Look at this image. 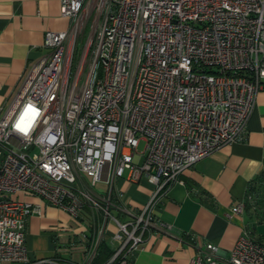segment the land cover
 Wrapping results in <instances>:
<instances>
[{
	"label": "built area",
	"instance_id": "2783aa9c",
	"mask_svg": "<svg viewBox=\"0 0 264 264\" xmlns=\"http://www.w3.org/2000/svg\"><path fill=\"white\" fill-rule=\"evenodd\" d=\"M58 3L67 28L43 33L44 52L25 66L1 109L0 264H65L28 258L23 226L41 206L16 193L71 218L85 206L94 212V237L87 244L81 234L84 256L73 264H90L106 234L112 252L102 264H131L177 175L243 140L264 90V0ZM141 176L151 194L139 211H127L113 199L112 180ZM99 182L103 193L92 188ZM243 210L242 201L231 208ZM193 247L188 264H264V241L246 230L223 258L211 243Z\"/></svg>",
	"mask_w": 264,
	"mask_h": 264
},
{
	"label": "crops",
	"instance_id": "0c3cea01",
	"mask_svg": "<svg viewBox=\"0 0 264 264\" xmlns=\"http://www.w3.org/2000/svg\"><path fill=\"white\" fill-rule=\"evenodd\" d=\"M67 26L58 0H0V115L25 66L44 52L43 33ZM250 181L256 186L250 207L240 214L231 212L236 203L245 202ZM112 190L117 203L137 212L149 198L152 185L143 176L136 182L113 178ZM13 197L41 206L40 214L29 215L23 226L29 259L55 258L65 264L83 259L81 234H95L93 215L87 208L71 218L34 196L16 193ZM111 213L120 220L128 217L121 211ZM152 216L154 226L131 264H188L195 254L194 243L215 245L218 258H223L242 230L264 241V90L255 95L243 140L224 144L183 169L153 207ZM103 239L108 242L109 235Z\"/></svg>",
	"mask_w": 264,
	"mask_h": 264
},
{
	"label": "trees",
	"instance_id": "16d2710c",
	"mask_svg": "<svg viewBox=\"0 0 264 264\" xmlns=\"http://www.w3.org/2000/svg\"><path fill=\"white\" fill-rule=\"evenodd\" d=\"M254 181H250L247 184V188L245 191V202H244V209H248L250 206V202H248L247 200V196H251V195H255V190H256V186ZM253 206V205H252ZM247 229V228H246ZM248 233H250V231H247ZM250 235V234H249ZM94 236H90L87 237V244L92 240ZM258 240V239H257ZM111 247L109 246L108 242L104 239H100L97 242V245L95 247V251H94V255L91 259L90 264H102L103 262H105L108 257L111 255Z\"/></svg>",
	"mask_w": 264,
	"mask_h": 264
},
{
	"label": "rangeland",
	"instance_id": "374dc122",
	"mask_svg": "<svg viewBox=\"0 0 264 264\" xmlns=\"http://www.w3.org/2000/svg\"><path fill=\"white\" fill-rule=\"evenodd\" d=\"M90 21H91V17L89 18V20H88V22H87V25H86V28H85V30H84V35H83V37L82 38H80L79 40H78V43H77V49H78V47L81 45V43H83V41H84V39H85V37H86V35H87V33H88V31H89V24H90ZM142 148V143L140 142L139 144H138V146H137V149L139 150V149H141ZM94 190H96V191H100L101 193H103L104 191H105V185H103V184H99V183H97L94 187H92ZM85 208H87L86 206H85ZM89 210V208H87V211ZM92 214H93V216H94V212H92ZM110 224H108V228L110 229V230H112L113 228H111L110 226H109Z\"/></svg>",
	"mask_w": 264,
	"mask_h": 264
}]
</instances>
